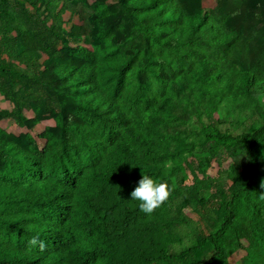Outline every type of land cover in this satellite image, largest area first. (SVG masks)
I'll return each mask as SVG.
<instances>
[{
	"label": "trees",
	"instance_id": "1",
	"mask_svg": "<svg viewBox=\"0 0 264 264\" xmlns=\"http://www.w3.org/2000/svg\"><path fill=\"white\" fill-rule=\"evenodd\" d=\"M0 97V264H264V0H0Z\"/></svg>",
	"mask_w": 264,
	"mask_h": 264
},
{
	"label": "clouds",
	"instance_id": "2",
	"mask_svg": "<svg viewBox=\"0 0 264 264\" xmlns=\"http://www.w3.org/2000/svg\"><path fill=\"white\" fill-rule=\"evenodd\" d=\"M141 175L142 179L139 180L130 196L131 200L138 202L141 212L151 215L167 200L168 192L166 185L156 183L149 174L142 172ZM261 186L264 187V183Z\"/></svg>",
	"mask_w": 264,
	"mask_h": 264
},
{
	"label": "rangeland",
	"instance_id": "3",
	"mask_svg": "<svg viewBox=\"0 0 264 264\" xmlns=\"http://www.w3.org/2000/svg\"><path fill=\"white\" fill-rule=\"evenodd\" d=\"M225 2V0H199V3H200V6L201 7H209V8H214L215 6L218 5V2ZM0 109H7V110H10L11 109V105L4 101L1 97H0ZM47 125H52L51 122H46L44 124H42V126L40 127L41 129ZM5 128L9 129L10 131L14 132L16 135L18 136H25V135H30L31 137L33 136L34 138H36V135L34 132H32L30 129L28 128H19V127H16V128H11L10 126L8 127L7 125L5 126ZM217 169V166L216 164H213L211 166V168L208 170V174L210 176H213L215 175V171ZM191 182V177L188 176V179H187V184H190ZM244 246L246 248H249V245L247 243L244 244ZM242 255H244V252L242 250H235L233 252H231L229 254V262L230 264H235L236 260H238Z\"/></svg>",
	"mask_w": 264,
	"mask_h": 264
}]
</instances>
